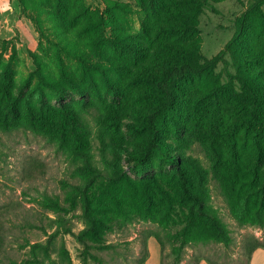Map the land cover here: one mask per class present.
<instances>
[{
  "label": "rangeland",
  "instance_id": "rangeland-1",
  "mask_svg": "<svg viewBox=\"0 0 264 264\" xmlns=\"http://www.w3.org/2000/svg\"><path fill=\"white\" fill-rule=\"evenodd\" d=\"M39 1L0 0V82H11L16 112L25 121L29 110L71 108L84 115L94 128L93 113L83 109L104 114L107 133L114 136L118 131L121 136L123 147H117L119 162L128 177L136 184H164L178 199L167 218L164 202L157 200L152 216L140 213L132 221L117 223L107 233L105 244L112 245V249L99 250V244L94 243L87 251L77 238L86 227L82 209L79 206L69 213L61 209L70 207L64 205L66 194L61 182L70 180L74 170L66 153L31 125L11 132L0 129V264H24L32 258V246L47 244L54 234L57 235L48 253H40L35 264H99L95 257L103 264H140L144 253H148L144 264H245L249 241H264V226L240 219L245 205L251 208L256 206V199L262 201V197H257L263 195L262 191L252 192L256 184L251 183V176L254 168L259 169L260 187L264 185V138L260 137L262 147L258 149L255 127L252 123L248 127L249 119L243 110L250 99L239 96L242 83L238 71L261 70L264 77V24L259 15H252L245 27L239 56L228 54L216 68L181 84L178 113L165 121L161 131L162 139L178 158L175 165L153 154L144 170L134 171L129 153L144 142L145 136L130 129V124L136 122L131 111L134 105L146 103V95L128 77L143 55L134 56L109 39H114L119 30L116 37L125 36L139 52L147 46L156 48L162 40L174 41V37L153 34L149 42L144 26L152 25L153 20L139 0H83L93 12H104L113 2L127 7L114 25L116 29L109 21L104 32L99 56L106 59L93 60L100 63V72L84 71L78 59L58 51V37L63 29L59 27L61 22L55 20L54 10L40 9L45 34L41 36L34 20L37 13L32 9ZM256 3L264 16V0H225L204 10L198 24L205 58L212 59L225 48L237 31V20ZM96 33L90 32L92 36ZM73 36L82 42L81 32ZM244 56L256 61L249 62ZM40 70L48 78L54 77L50 80L57 84V91L39 84ZM64 71L72 78L60 76ZM6 105L1 100L3 109ZM121 109L125 115L120 119ZM110 111L118 112L119 117H111ZM112 124L118 125L119 130H114ZM100 147L94 136V162L102 167ZM182 170L190 176V189L198 196V205L180 201ZM215 170H235L246 181L230 186L232 201L224 193ZM141 204L138 203L139 212ZM191 209L208 221L218 220L230 243L191 241L178 262L176 247L180 241L176 236L187 224Z\"/></svg>",
  "mask_w": 264,
  "mask_h": 264
},
{
  "label": "trees",
  "instance_id": "trees-1",
  "mask_svg": "<svg viewBox=\"0 0 264 264\" xmlns=\"http://www.w3.org/2000/svg\"><path fill=\"white\" fill-rule=\"evenodd\" d=\"M222 1L225 0H139L153 20L152 25L144 26L145 37L149 42L153 34L159 37L173 36L175 40H162L156 48L147 46L138 52L125 36L116 37L119 30L113 36L114 39H109V42L113 40L117 46L134 56L135 54L141 55V53L143 55V59L137 60L134 71L130 72L128 77L130 82L143 89V94L146 95L144 97L146 103L143 105L142 101L139 105H134L131 111L136 122L130 124V129L145 136L144 142L129 153L133 161L131 170H144L153 154H158L171 165H175L174 161L178 158L172 154L167 142L162 139L161 131L165 121L175 118L178 113L182 94L181 84L196 75L216 68L225 61L226 55H238L241 52L245 27L252 15H259L264 24V16L258 10L256 6L258 3H256L237 20V31L225 48L212 59L205 58L201 52L199 17L205 9ZM42 7L54 10L57 16L54 15L55 20L61 22L59 27L63 30L58 37L60 39V42H57L58 51L78 59L84 71L96 72L97 70L100 72V63H93V60L95 58L97 60L106 59L103 55L99 56L100 46L105 40L104 32L109 21L113 22V29H116L114 25L119 22L121 15L127 12V7L113 2L107 5L106 11L93 12L83 0H52V2L40 0L32 9L37 13L34 20L43 37L45 34L40 16ZM92 30L97 31L95 36L90 34ZM77 31L83 35L82 42L77 38L74 39L73 35ZM244 58L249 62L256 61L250 59V56H244ZM238 72L239 81L242 83L239 96L243 100L250 99L243 110L249 119L248 127H251V123L255 127L256 146L260 149L262 147L259 144L260 137L264 138V77L261 70L252 72L239 70ZM38 74L41 79L39 84H44L45 87L57 91V84L50 80L54 78L53 76L48 78L42 70ZM62 75L72 78L67 71L62 72L60 76ZM1 100H5L7 105L4 109L0 106V129L11 132L31 125L33 129L44 132L51 142L63 150L73 165L72 178L61 182L66 194L64 205L69 204L70 207H61V209L67 213L75 211L79 206L82 209V218L86 227L77 235V238L87 251L92 248L90 244L94 243L99 244V250L112 249V245L105 244L104 237L107 233L111 232L117 223L132 221L140 213L152 216L157 200L161 199L164 202L162 208L167 218L168 212L178 198L164 184H157L153 181L136 184L128 177L127 171L119 162L117 147H123L121 136L118 131L114 136L107 133L103 121L104 114L100 116L99 113L83 109L86 113H93L95 128L84 115L71 108L58 111L29 110L28 119L23 121L22 114L16 112L17 102L11 82H0V102ZM105 111L108 112L109 109ZM119 111L121 119L125 114L123 109ZM109 115L114 118L119 117L118 112L110 111ZM112 128L119 130L118 125L115 124H112ZM94 136H97L101 143L102 167L94 162L92 152ZM262 156L263 154L259 151L258 157ZM178 163L181 164V162ZM235 170L230 173L223 170L214 171L224 193L231 201L230 186H234L236 182H240L241 185L242 182H246L235 174ZM258 171L257 168L252 170L251 183L256 184L252 192L262 191L263 195L257 196L262 197V201L256 199V206L251 208L247 206L248 204L245 205L240 219L264 226V185L260 187ZM186 173L184 170L182 173L179 172L182 179L179 186L180 201L186 200L198 205L200 204L198 196L191 191L193 184ZM139 202H142L141 212L138 210ZM56 205L59 206V202ZM186 223L184 229L176 236V239L180 241L176 247L178 262L181 260L186 245L191 241L214 240L223 242L225 245L230 243V237L216 219L208 221L191 209ZM56 235H52L47 244H34L31 250L32 258L24 264H35L38 262L40 253L47 254ZM160 244L162 245L161 241ZM260 248L264 249V241L255 238L249 241L245 264H250L252 254ZM147 258L148 253H144L140 264H144ZM95 260L103 264L97 257Z\"/></svg>",
  "mask_w": 264,
  "mask_h": 264
},
{
  "label": "crops",
  "instance_id": "crops-1",
  "mask_svg": "<svg viewBox=\"0 0 264 264\" xmlns=\"http://www.w3.org/2000/svg\"><path fill=\"white\" fill-rule=\"evenodd\" d=\"M150 264V261L147 262ZM250 264H264V249L260 248L254 251L251 256Z\"/></svg>",
  "mask_w": 264,
  "mask_h": 264
}]
</instances>
